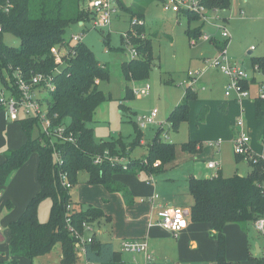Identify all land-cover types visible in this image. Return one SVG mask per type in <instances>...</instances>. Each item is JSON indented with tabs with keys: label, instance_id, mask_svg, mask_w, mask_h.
I'll return each instance as SVG.
<instances>
[{
	"label": "trees",
	"instance_id": "obj_1",
	"mask_svg": "<svg viewBox=\"0 0 264 264\" xmlns=\"http://www.w3.org/2000/svg\"><path fill=\"white\" fill-rule=\"evenodd\" d=\"M155 1L135 0L131 6L119 3V7L130 13L133 22L135 19L145 20L149 6ZM199 2L206 9L219 12L227 11L232 4V0ZM181 10L190 19H200L190 9ZM91 19L94 16L84 8L83 0H0V80L6 87H12L17 72L26 78L40 73L51 75L55 89L46 98L49 117L54 127L66 125L75 139L73 142L55 144L63 159V164L59 165L54 146L49 141L42 142L37 119L27 117L21 121L27 140L20 148L9 149L4 153V160L0 163V186L6 184L11 174L23 166L33 153H37L40 190L29 201L20 218L10 224L12 258L0 261V264H18L22 257L34 259L43 256L58 243L62 249V264H74L78 258L77 237L68 229L67 216H71L72 225L79 231H83L84 222L94 223L105 216L101 209L93 206L79 208V204L73 200L72 188L79 173L86 171L91 184H103L111 191H121L126 202L131 203L134 201L132 191L116 175H138L141 172L159 174L177 158L176 144L162 138L164 128H160L154 140L147 144L148 154L138 160L132 159L134 148L124 138L96 139L95 129L88 123L106 98L99 82L109 79L110 69L96 58L92 48L83 39L71 43V38H68V31L74 23H86ZM132 25L138 33L142 32L138 28L141 25ZM5 33L18 37L20 45L7 44L4 41ZM200 35L199 29L192 37ZM126 41L132 46L138 43L137 36L130 32ZM138 46L144 56H135L130 63L123 64L127 79L146 77L152 67L151 40L140 42ZM224 47L226 45H217L218 51ZM55 50L59 51L63 62L57 61ZM254 64L264 73V58L257 59ZM250 82L254 83L255 79ZM250 82L245 80L243 84L249 88ZM134 95L128 88L126 96ZM193 96V90L188 89L182 102L173 109L170 116L173 128H178L187 117ZM255 110L257 118L264 119V98L256 97ZM204 114L203 110L199 118L203 119ZM34 129L38 131L36 137L33 136ZM142 137L143 132L138 128L133 144H141ZM106 152L113 158H130L129 167L124 169L121 164L104 158L96 162L98 156ZM243 158L237 154L238 162ZM156 162H160V165L155 166ZM249 165L251 168L246 175L236 173L227 177L219 171L209 177L192 176L189 179V191L194 200L190 217L196 222H211L218 231L216 236L220 241H224L222 232L228 223H254L264 217V159L249 161ZM61 173L67 174L72 187L63 184ZM47 198L52 201L50 216L47 221H41L39 205ZM68 205L72 206L70 210H67ZM220 244L219 264H242L227 260L224 245L222 242ZM87 256L101 264H125L112 242L98 240L95 235L93 242L88 244Z\"/></svg>",
	"mask_w": 264,
	"mask_h": 264
},
{
	"label": "rangeland",
	"instance_id": "obj_2",
	"mask_svg": "<svg viewBox=\"0 0 264 264\" xmlns=\"http://www.w3.org/2000/svg\"><path fill=\"white\" fill-rule=\"evenodd\" d=\"M117 1L120 5L122 3L125 6H131L135 0ZM164 3V0H157L149 6L145 24L138 27L142 29L139 33L132 25L130 13L123 8L120 15L114 16L108 27L96 28L94 20L91 19L86 23H74L69 29V39L73 34L83 35V42L91 47L96 58L110 69L109 79L99 82V87L106 98L96 108L93 120L88 123V126L95 129L97 140H107L111 137L124 138L128 145L133 146L134 152L136 148L144 146L143 140L147 144L151 143L154 132L160 129L159 124L142 129L141 144L137 146L133 144L139 128H137L138 116L147 115L156 108L159 111L158 120L169 122L164 127V133H167L169 142L176 144L177 158L173 163L176 169L185 171L189 169V166L195 167L196 171L204 175L206 173L203 168L204 160L210 156H219L224 175L231 176L235 172L248 173L251 166L244 158L237 161L234 141L238 136L237 121L243 119L246 132L251 138L250 147L257 155L264 158V139L261 138L264 119L256 117L253 102L258 96V87L252 82L249 83L251 93L249 97L244 98L245 104L242 110L240 104L234 102L237 90L229 88L231 80L214 68L213 62L219 55L215 45L223 44L226 45L225 56L229 61L243 67L249 75L255 76L257 81L264 78L262 72L254 70V62L264 58V0H232L226 18L222 17L223 11L219 12L215 9L201 11L208 16V19L202 18L201 14L191 9L190 12L198 14L200 19H190L182 10L179 12L165 10ZM220 25H225L229 37L222 35ZM199 29L201 35L193 38L192 36ZM129 32L137 36L136 45L127 44V36L124 33ZM205 35L209 38L206 39ZM148 39L151 40L153 56L149 74L140 79H127L123 64L133 60L131 54L133 47L137 49L138 57H143L138 45ZM4 41L12 46H19L21 43L20 39L11 33L4 34ZM252 46L256 49L250 52ZM189 71L197 77V82L193 85L190 84ZM146 84L150 86L148 94L126 96L128 88H131L133 92L135 87ZM5 88V83L0 80V89L5 90ZM188 89L194 92L189 103L188 115L175 129L170 116L173 109L182 102ZM228 90L231 92L229 96L226 93ZM5 92L8 94V91L5 90ZM226 100L229 101V108L225 111L218 109V105ZM233 103L235 106H231ZM203 110L204 116L207 114L204 121L199 118ZM3 111L1 110L0 113L8 118L7 111ZM25 118L27 116L20 113V120L10 122L18 129V132L13 130V137H17L21 131L25 134L21 124ZM220 118L223 119V123L218 127ZM2 121L5 120L0 118V146H7V141L12 134L9 129L4 128ZM235 133L236 137H234ZM33 136H38L36 129L33 130ZM218 141L223 144L221 150L216 153L215 142ZM187 144L192 146L188 147ZM7 150H9L8 146L0 149V156ZM131 157L138 160L145 156L134 158L131 154ZM33 161L34 163L38 161L37 153H33L27 163ZM125 161L131 163L130 158ZM154 165H160V162ZM165 170H168L167 166L163 171ZM88 175L86 171L79 173L78 180L72 188L73 195L78 196L80 186L82 191L87 189L83 194L89 193L88 185L91 183L88 182ZM151 175L156 176V174ZM12 181L16 183V180ZM80 202L83 201L80 200ZM51 204V199L47 198L39 205V217L43 221H47L50 216ZM85 204L90 205L89 202ZM96 207L101 209L99 206ZM94 229L96 232L99 231V226H95ZM100 238L106 239L104 236ZM114 245L117 249H122L121 241H115ZM60 256L61 247L58 243L49 253L34 259L22 257L18 264H61ZM137 256L142 258V255Z\"/></svg>",
	"mask_w": 264,
	"mask_h": 264
},
{
	"label": "crops",
	"instance_id": "obj_3",
	"mask_svg": "<svg viewBox=\"0 0 264 264\" xmlns=\"http://www.w3.org/2000/svg\"><path fill=\"white\" fill-rule=\"evenodd\" d=\"M229 11L230 9L225 11L222 17L226 18ZM217 45H215L216 49ZM255 49L251 48L250 52ZM254 84L259 89L258 81L255 80ZM234 102L235 104H240L242 110L244 109L245 99L240 101L236 95ZM253 102L256 115L255 100ZM228 106H230L229 101L226 100L218 105V109L225 111L229 108ZM231 106H235L234 103ZM2 110L5 111L6 109ZM7 114L8 118L4 117L3 113H0V118L5 120L2 121L4 128L9 129L12 134L7 141V146L9 149H18L26 142L27 136L22 128L25 134L21 131L17 137H13V130L15 129L18 132V129L14 127L15 124L10 123L13 120L10 119L8 112ZM206 118L207 114L202 120L204 121ZM160 122L163 123L164 127L166 123H169L168 121L158 120L159 128H164L160 126ZM222 123L223 119L220 118L218 127L222 126ZM154 134L155 137L157 131ZM236 135L235 133L234 137ZM261 138L264 139V130ZM166 141H169V139ZM215 144L217 147H215V152L218 153L223 143L218 145L215 142ZM142 145L144 146L138 147L132 152L134 158L144 157L148 154L145 140L142 141ZM2 146H0V149L7 147L6 145ZM4 153L0 156V163L4 160ZM218 157L210 156L207 160H204L203 168L206 172L204 175L196 171L195 167L189 166V169L185 171L176 169L173 166L174 162L167 166L168 170L162 171L156 176L146 172H141L138 175H116L115 177L123 181L132 191L134 201L131 203L126 202L121 191H111L103 184L88 185L89 193L84 194L83 192L87 191V189L85 188L82 191L80 186L78 196L73 195L74 192L72 193L73 200L79 204V208L86 209L89 206H99L105 213L104 217L93 223L96 227L99 226V231L95 233L98 240L112 242L114 245L115 241H121L122 244V241L127 238L143 239L149 243V251L155 258V264H219L217 259L220 242L224 245L225 258L227 260L242 264H264V230H257L253 222L228 223L222 232L224 241H220L219 237L216 236L218 231L211 222H196L190 217L194 200L189 191V179L192 176L209 177L219 171L222 172L221 159ZM210 160L220 161V168H209L207 162ZM38 162L39 157L36 163L34 161L32 163L26 162L11 174L6 184L0 186V261H9L12 258L10 224L20 218L29 201L40 190L37 173ZM240 175H246V173ZM224 176L229 177L228 175ZM12 180H16V183ZM155 194H158V197L152 200L151 197ZM80 200L83 202H80ZM87 202L90 205L85 204ZM170 205L183 207L189 213L187 228L183 229L177 236L159 224L158 210ZM40 220L43 221L42 219ZM103 236L106 239L100 238ZM114 248L120 252L122 261L125 264L144 263L143 257L137 256L136 262L133 254L123 252L121 249H117L115 245ZM61 259L62 249L60 261ZM78 261L79 257L76 262Z\"/></svg>",
	"mask_w": 264,
	"mask_h": 264
},
{
	"label": "built area",
	"instance_id": "obj_4",
	"mask_svg": "<svg viewBox=\"0 0 264 264\" xmlns=\"http://www.w3.org/2000/svg\"><path fill=\"white\" fill-rule=\"evenodd\" d=\"M83 6L93 14L94 26L96 28L110 26L114 16H117L121 12L117 0H83ZM184 7H186V9L195 10L201 14L202 18L208 19L207 15L203 12L201 13V11H205L206 7L201 5L199 0H165L164 3V8L168 11L178 12ZM132 24L142 25L145 24V22L142 19H135ZM220 28L222 29V35L224 37H229V32L225 25H220ZM124 35L127 36L125 33ZM205 37L206 39L209 38L208 35H205ZM82 39L83 35L73 34L71 36V43L81 41ZM252 48L254 49L255 47ZM225 52L226 47L219 50V55L214 59L213 67L217 68L229 77L231 80L229 88L236 89L237 99L242 101L245 97H249L251 93L250 88H246L243 82L245 80L250 82L253 79L257 81V79L255 76L249 75L243 67L229 61L225 56ZM55 53L58 56L57 61L63 62L59 51L55 50ZM131 54L133 57L138 56V51L135 47L131 49ZM254 70L262 72L258 65L255 66ZM189 76L191 77L190 84L193 85L197 82V77H194V73L192 71H189ZM258 83L259 89L257 97L264 98V78L260 79ZM149 88V84H146L141 87H135L133 92L135 95H146L149 92ZM54 89L55 82L53 77L49 74L40 73L26 78L22 75V73L17 72L15 74V83L12 84V87L5 88V90L8 91V94H6L4 89H0V105L6 109L9 113L10 119L13 121L20 119V113H23L27 117L36 118L38 121V129L42 134V142L47 143L49 141V143L54 146L56 161L59 165H62L63 159L55 144L57 142H73L75 139L72 133H69L66 125H58L54 127L49 117L46 98ZM226 93L228 96L231 94L230 90ZM158 114L159 111L155 108L147 115L138 116V127L142 130L158 124ZM160 126L164 127L163 123L160 122ZM237 126L238 136L234 141L235 152L238 155H242L248 162H258L263 157L257 155L250 147L249 142L251 138L246 132L243 119L238 120ZM167 138V133L163 132V139L167 140ZM217 144L220 145L221 141H218ZM103 158L121 164L124 169H127L130 164L128 161H125V159L128 158L120 156L113 158L111 155L109 156L108 152L104 155H99L96 162H101ZM207 166L211 169H219L220 162L210 160L207 162ZM61 179L66 187H72L71 182L67 179L66 173H61ZM157 197L158 194H155L151 197V199L154 200ZM71 208V205L67 206V210H70ZM158 216L159 224L176 236L188 226V214L183 207L175 205L163 207L158 210ZM71 222V216L68 215V229L77 237L76 252L79 257V261L74 264H101L98 261L90 260L87 256L88 244L93 242L94 235L96 233L94 229L95 225L93 223L84 222L83 231H79L74 225H72ZM254 225L257 230L263 231L264 217L257 219L254 222ZM87 233L89 234L87 235ZM121 247L123 252L133 254L136 262L137 255H142L144 258L143 264H155V258L149 251V243L147 241L143 239L127 238L122 241Z\"/></svg>",
	"mask_w": 264,
	"mask_h": 264
},
{
	"label": "water",
	"instance_id": "obj_5",
	"mask_svg": "<svg viewBox=\"0 0 264 264\" xmlns=\"http://www.w3.org/2000/svg\"><path fill=\"white\" fill-rule=\"evenodd\" d=\"M187 214H189V213H187Z\"/></svg>",
	"mask_w": 264,
	"mask_h": 264
}]
</instances>
